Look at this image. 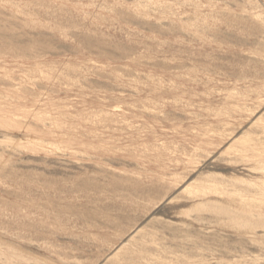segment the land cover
<instances>
[{"label": "rangeland", "instance_id": "obj_1", "mask_svg": "<svg viewBox=\"0 0 264 264\" xmlns=\"http://www.w3.org/2000/svg\"><path fill=\"white\" fill-rule=\"evenodd\" d=\"M263 110L264 0H0V264H264Z\"/></svg>", "mask_w": 264, "mask_h": 264}, {"label": "bare ground", "instance_id": "obj_2", "mask_svg": "<svg viewBox=\"0 0 264 264\" xmlns=\"http://www.w3.org/2000/svg\"><path fill=\"white\" fill-rule=\"evenodd\" d=\"M263 113H264V110L260 112L261 115H262ZM261 115H260V116H261ZM242 133H243L242 131H239L238 133H236V134L233 136L232 139H234V138H238V137L240 136V134H242ZM193 181H194V178H192V177L188 178V180H187L184 184H182L180 188L185 189L186 187H188L189 185H191V184L193 183ZM153 213H154V211H153ZM138 230H139V229H136L135 231H133V232L129 235V237H130V238H131V237L133 238V236L136 235V232H137ZM124 244H125V241H123L119 246H117L116 249H115V250L109 255V257H110V256H115V255L117 254V251H118L120 248H122V247L124 246Z\"/></svg>", "mask_w": 264, "mask_h": 264}]
</instances>
